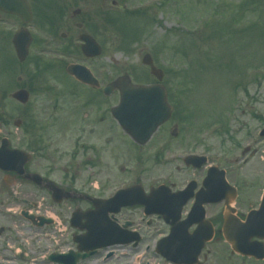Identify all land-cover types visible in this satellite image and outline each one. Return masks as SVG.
Wrapping results in <instances>:
<instances>
[{"label": "flooded vegetation", "instance_id": "flooded-vegetation-1", "mask_svg": "<svg viewBox=\"0 0 264 264\" xmlns=\"http://www.w3.org/2000/svg\"><path fill=\"white\" fill-rule=\"evenodd\" d=\"M25 2L32 15L27 24L9 13L11 0H0V47L16 64L13 70L0 65V264L26 263L29 230L38 233L41 257L31 264H65V256L77 252L85 225L108 241L89 252L94 264H264L262 113H249L257 128L246 129L240 156V143L232 138L225 153L219 143L210 148L197 139L187 156L206 158L198 168L173 155L189 146L171 138L182 129L177 122L164 123L140 146L111 113L120 91L105 93L112 81L107 74L96 75L97 84L88 86L67 73L80 37L91 33L97 39L87 22L91 15L67 9L66 0H50L52 14L44 0ZM20 30L30 38L22 63L13 47ZM114 132L123 134L131 151L120 149ZM127 158L134 165L128 172L122 164ZM157 170L162 174L156 176ZM159 187L164 190L152 194ZM129 188L134 191L125 199L131 203L122 196L105 218L75 217L77 211L93 212V200L106 201ZM13 206L18 217L12 216ZM51 240L52 249L44 250Z\"/></svg>", "mask_w": 264, "mask_h": 264}, {"label": "rangeland", "instance_id": "rangeland-1", "mask_svg": "<svg viewBox=\"0 0 264 264\" xmlns=\"http://www.w3.org/2000/svg\"><path fill=\"white\" fill-rule=\"evenodd\" d=\"M112 1L115 6L111 5ZM44 2L45 8L54 10L50 0ZM66 4L67 9L72 7V11L79 9L82 14L91 15L87 22L91 28L95 27L94 35L102 47L100 59L90 65L95 73L104 67L105 74L112 80L117 75H130L134 71L138 74L133 73L135 80L139 77L142 82H151L141 65L145 53L151 55L156 66L166 71L164 83L172 95L173 104L181 103L177 123H189L193 128L187 131L183 127L184 133L179 134L182 147H185L184 142H189L188 151L195 149L191 145L200 137L206 139L204 143L210 148L219 143L221 151L228 150L225 136L220 135L226 129L223 132L221 129L219 134L215 132L217 135L213 134V128L208 129L218 120H225L230 133L239 132L235 141L240 147L246 129L257 128L256 121L249 119V113L264 116V79L256 80L252 71L264 66V0H66ZM139 8L147 10L135 15L125 14ZM74 20L77 21L78 17ZM103 20L107 23V30L101 34L99 24L103 25ZM88 31L94 32L90 28ZM80 60L76 58V61ZM1 61V69H15L9 51L0 47V65ZM250 106H253L251 112L247 111ZM114 135L119 140L120 149L126 151L130 147L131 151V144L121 132L118 135L114 132ZM113 146L110 143L106 147V156L110 157ZM123 161L128 172V168L134 165L128 158ZM115 163V160L111 161V164ZM161 174L158 170L155 172L156 176ZM124 176L129 175L125 173ZM95 181L93 179V184ZM17 209L18 206L12 207V216L18 217L15 214ZM25 233L33 234L32 242L27 243L31 252L27 262L20 264H31V259L40 261L35 238L38 233L33 230ZM51 245L52 240L44 250H51Z\"/></svg>", "mask_w": 264, "mask_h": 264}, {"label": "water", "instance_id": "water-1", "mask_svg": "<svg viewBox=\"0 0 264 264\" xmlns=\"http://www.w3.org/2000/svg\"><path fill=\"white\" fill-rule=\"evenodd\" d=\"M14 0H11V10L12 11H18L14 6H16L13 3ZM20 43L18 42V46ZM17 52L20 54L22 51L26 50V44L20 45V48L16 46ZM91 50V49H90ZM86 54H99V51L97 50H91L90 53L86 52V49L84 50ZM20 58V60H22ZM143 64L151 66V73L160 81L161 76L156 71L153 66L151 59L146 56L143 59ZM69 73L77 76L80 80H84L86 83H90L89 78L83 76L82 71L77 68V67H72L68 69ZM112 87H118L121 86L122 89L125 91L132 92L133 95H135L136 98H147L148 102L143 103L141 102H124L123 104V126L127 132H129L130 136L140 144L144 143L146 140H148L151 136V134L157 129L159 124L167 120L169 118L171 109L167 105L166 102V97L163 91V88L160 86L152 87V88H141V87H136L132 86L130 84L129 79L127 78H122L111 84ZM111 87V88H112ZM125 98L131 97L129 95H125ZM133 97V99L135 98ZM125 100V99H124ZM132 100V97H131ZM144 100V99H143ZM140 138H143L141 140ZM97 207V205H96ZM80 256L77 254V258Z\"/></svg>", "mask_w": 264, "mask_h": 264}]
</instances>
